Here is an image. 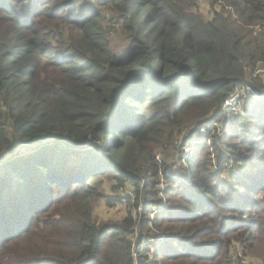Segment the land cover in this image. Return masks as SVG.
<instances>
[{"label":"trees","instance_id":"1","mask_svg":"<svg viewBox=\"0 0 264 264\" xmlns=\"http://www.w3.org/2000/svg\"><path fill=\"white\" fill-rule=\"evenodd\" d=\"M208 7L0 0V264H264V0Z\"/></svg>","mask_w":264,"mask_h":264},{"label":"rangeland","instance_id":"2","mask_svg":"<svg viewBox=\"0 0 264 264\" xmlns=\"http://www.w3.org/2000/svg\"><path fill=\"white\" fill-rule=\"evenodd\" d=\"M197 7H198V12L203 14L204 17H206L207 19L211 18V14L209 12V7H208V0H197ZM256 74L260 75L261 80L264 83V70L262 68H260ZM216 130H217L219 135H222L223 129L221 127V124L216 125ZM219 130H221V131H219ZM223 132H224V130H223ZM189 149H190L189 147L185 148V150L183 151L184 156L190 155ZM158 156H159V158H161L160 155H158ZM7 175H8V173H7ZM106 184L108 185V189H109V187L111 188L112 186L115 185V183L112 181L106 182ZM160 185H161V183H160ZM127 188H130V187L127 186L126 189ZM122 192H123V190H116V191L111 192V193H112V196H114L113 198H115V197L116 198H119V197L122 198V197H125L127 195V194H124ZM101 195L104 196V193H101ZM262 195L264 196V194H262ZM102 196L100 198H98L96 201H94L92 204L93 205V216H95V220L97 222H106V221L119 222V221H121L126 216V214L128 213L127 202L124 201V203H119V204L115 205L114 207H108ZM115 203H117V202H115ZM150 214H153V212ZM147 241L148 240H146V242ZM156 243H158V242L155 241L153 243L152 249H154L155 246H157ZM238 248H239V246L236 243H233L231 246V249H233V251H232L233 254L235 253L237 256L240 255V257L242 258V255H241L242 251H240V249H238ZM149 255H152V252ZM147 259L149 260L150 258L147 257ZM243 259H244L245 263H247V264H263V262L258 257L251 258L249 256H245V257H243Z\"/></svg>","mask_w":264,"mask_h":264},{"label":"built area","instance_id":"3","mask_svg":"<svg viewBox=\"0 0 264 264\" xmlns=\"http://www.w3.org/2000/svg\"><path fill=\"white\" fill-rule=\"evenodd\" d=\"M258 98L257 93L253 90L252 87L249 85L242 86L238 89L233 90V92L227 97L223 103H222V110L227 112L228 114H240L242 112L241 104L243 102H255ZM162 186V185H160ZM131 195V194H128ZM156 212H153V214H150V219L155 218ZM152 252V249L149 250L147 253L148 257H151L152 255H149ZM153 254V253H152ZM149 260L146 261L145 264H149Z\"/></svg>","mask_w":264,"mask_h":264},{"label":"water","instance_id":"4","mask_svg":"<svg viewBox=\"0 0 264 264\" xmlns=\"http://www.w3.org/2000/svg\"><path fill=\"white\" fill-rule=\"evenodd\" d=\"M253 90L257 93L258 96H261L260 92L253 86V85H250Z\"/></svg>","mask_w":264,"mask_h":264},{"label":"bare ground","instance_id":"5","mask_svg":"<svg viewBox=\"0 0 264 264\" xmlns=\"http://www.w3.org/2000/svg\"><path fill=\"white\" fill-rule=\"evenodd\" d=\"M71 189V188H70Z\"/></svg>","mask_w":264,"mask_h":264}]
</instances>
